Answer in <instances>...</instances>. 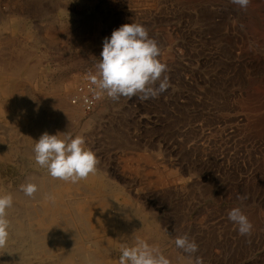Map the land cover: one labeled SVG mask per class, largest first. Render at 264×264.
Listing matches in <instances>:
<instances>
[{"label": "rangeland", "instance_id": "1", "mask_svg": "<svg viewBox=\"0 0 264 264\" xmlns=\"http://www.w3.org/2000/svg\"><path fill=\"white\" fill-rule=\"evenodd\" d=\"M126 23L147 29L167 65L161 80L170 87L154 98L113 100L90 82L105 38ZM16 79L24 98L0 93V196L52 177L35 161L41 136L27 127L26 102L48 134L83 136L96 154L91 180L76 181L91 189L102 178L116 192L113 223L124 233L76 227L88 251L106 245L103 261L119 264L145 212L166 243L193 238L203 264H264V0L243 8L233 0H0V83ZM60 180L74 210L93 200ZM233 208L251 222L249 234L229 220ZM7 231L0 264H21L11 248H25ZM38 253L31 264L53 260Z\"/></svg>", "mask_w": 264, "mask_h": 264}, {"label": "clouds", "instance_id": "2", "mask_svg": "<svg viewBox=\"0 0 264 264\" xmlns=\"http://www.w3.org/2000/svg\"><path fill=\"white\" fill-rule=\"evenodd\" d=\"M233 2L243 8L249 0ZM160 55L157 42L149 37L142 24H123L105 38L98 74L91 75L90 82L113 100L121 96L132 97L137 93H142L144 99L154 98L170 87L167 76L161 80L167 65L158 59ZM85 144L83 136L62 139L58 134L44 133L34 146L35 161L41 167H46L54 178L73 182L84 179L96 172L98 164L96 154ZM22 190L31 196L36 186L28 184L22 186ZM12 203L10 195L0 196V245L8 236L9 221L5 218V212ZM228 218L238 226L241 235L251 232L252 224L240 208H233ZM175 244L190 255L198 251L197 243L187 236L176 238ZM119 264H170V261L158 249L139 241L122 249ZM195 264H203L202 258L196 257Z\"/></svg>", "mask_w": 264, "mask_h": 264}, {"label": "bare ground", "instance_id": "3", "mask_svg": "<svg viewBox=\"0 0 264 264\" xmlns=\"http://www.w3.org/2000/svg\"><path fill=\"white\" fill-rule=\"evenodd\" d=\"M20 106L21 109L25 111L26 115L24 114V116H26V118L30 119L31 121H28L27 124V127L30 128V133L34 136H41L42 134L47 133V127L43 121L41 112H39L36 107L27 105L26 102H23ZM27 155H30L28 151L25 153V156ZM91 177L93 176H90V179L89 177L84 179H87L88 181L91 180ZM98 180L99 181H97V185H95L96 187L91 189L86 188V184L83 187L81 182L78 181H70L69 186H66L67 188H72L73 191H85V197L93 199L91 202L88 201V203L85 201L84 204L79 200L76 210L73 209V202L71 203V201L64 200L65 194L58 192V190H64L66 192V188L64 189L61 186L63 188L62 190V188L59 186L61 180L58 178L50 177L44 179H31L30 184H34L36 186V191L31 196L21 191L6 192L12 197L13 201L12 206L7 208L5 212V218L9 221L8 228L13 231L14 238L18 240L20 246H24L25 248L23 251H19L20 248L17 249L15 246L11 248L12 255L15 260L21 264H31V259H33L34 255L39 252L43 253L48 258L53 259L51 262H49V264H108L103 261L101 252L99 250L102 248L107 249V246L96 243L94 245L95 248L88 251L86 249V241L81 239V234L79 233L78 235L75 230L76 227H81L82 229L84 228L86 232L93 230L95 233L99 231L105 232L107 230L109 235L115 234L119 231L123 232L124 230V227H115L116 225L113 223L114 218L112 217V209L116 207L114 206L115 202L113 199L116 195L115 190L110 189V186H108L102 180V178ZM103 186L104 189L101 188ZM31 200L39 201V206L37 209L32 207V205L24 204L25 202L29 203ZM21 205L26 206V208L22 211L19 210V206ZM116 209L119 210L120 213L126 212V210L122 211L120 206H118ZM15 210L21 211V215L23 217H29V220L26 222L21 216L16 214L17 212H15ZM29 222L37 225V231H34V228H32L34 226L28 225ZM89 222L93 223L94 225L90 226ZM87 224H89V226ZM104 225L106 228H104ZM152 230L153 229H151V227L149 228L147 226H141L140 231L139 233L137 232V234L141 238L147 239L152 234ZM115 241L117 242V240ZM145 242L147 241L145 240ZM110 243L111 242L109 241L108 244ZM6 244L8 243L6 242Z\"/></svg>", "mask_w": 264, "mask_h": 264}, {"label": "crops", "instance_id": "4", "mask_svg": "<svg viewBox=\"0 0 264 264\" xmlns=\"http://www.w3.org/2000/svg\"><path fill=\"white\" fill-rule=\"evenodd\" d=\"M14 74H16V73H14ZM17 80L18 79L10 80V81H8V80L2 81L0 83V93L1 94H3V93L8 94L9 97H14L17 99L24 98V97L18 98L16 96V94L20 90L23 89V84L18 83ZM9 99L13 100V98H9ZM30 100H32V99H30ZM138 213H142V212H140V211L132 212V214H138ZM142 214H143L142 216L138 215L137 217H135V219L136 220L139 219V221H134V224H136L139 228H133V229H135V230L138 229L137 231L139 233L141 226H144V227L147 226L149 228L151 227V229H153L152 230L153 232L147 239L141 238L140 236H138V234H134V239L132 240V243L130 242L132 244V246L137 244L139 241L145 242V240H146L147 242L149 241L148 244L150 243L149 244L150 246H152L155 249H158L160 253H162L166 258H168V260L170 261V264H195L196 256L194 254H191V255L185 254L184 255L183 252H185V251L183 249L178 248L176 245L166 243L168 238H167V236L165 237L164 235L161 234V232H162L161 228L159 229V226L155 225L154 222L149 223V221H152V220H148V217L144 215V214H146L145 212ZM147 222H148V225H147ZM156 227H157V229H156ZM154 228H155V230H154ZM130 231H131V229H130Z\"/></svg>", "mask_w": 264, "mask_h": 264}]
</instances>
